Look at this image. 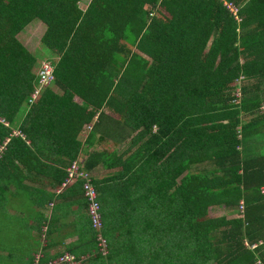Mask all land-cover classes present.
I'll use <instances>...</instances> for the list:
<instances>
[{
	"label": "trees",
	"instance_id": "1",
	"mask_svg": "<svg viewBox=\"0 0 264 264\" xmlns=\"http://www.w3.org/2000/svg\"><path fill=\"white\" fill-rule=\"evenodd\" d=\"M79 1L0 0V264L60 234L83 264H264V0ZM34 19L57 59L27 105ZM95 139L111 144L80 161ZM73 160L105 170L99 229L83 179L61 186Z\"/></svg>",
	"mask_w": 264,
	"mask_h": 264
},
{
	"label": "built area",
	"instance_id": "2",
	"mask_svg": "<svg viewBox=\"0 0 264 264\" xmlns=\"http://www.w3.org/2000/svg\"><path fill=\"white\" fill-rule=\"evenodd\" d=\"M225 3V1H224ZM226 5L230 8V10L236 15V8L231 3H226ZM54 79L53 74V63L50 60H42L39 64L38 69L36 71V80L37 84L34 86L33 90L30 92L29 96L27 97V105L31 104L39 95L40 89L48 84H50ZM29 103V104H28ZM3 121V119H0ZM5 122V121H4ZM17 130H14L13 133H17ZM8 138H5L4 142L0 144V152L4 149L5 142ZM76 178H82V186H83V193L87 197V213L90 216V221L92 226L95 229H99L101 227V219H100V212L98 210L99 205L98 201L95 199L96 197V190L94 185L91 182L90 173L87 171L82 170L79 167V163L77 160H73L67 166V176L62 181L61 186H66L69 182L75 180ZM58 188L57 190H59ZM264 190V187L262 188ZM96 241L97 245L102 253L106 252V241L105 238L98 232L96 234ZM253 246V244H252ZM84 256H80L76 258L72 253L68 251H64L61 254L49 259L46 264H83L82 259ZM33 264H38V257L35 256V260Z\"/></svg>",
	"mask_w": 264,
	"mask_h": 264
},
{
	"label": "crops",
	"instance_id": "3",
	"mask_svg": "<svg viewBox=\"0 0 264 264\" xmlns=\"http://www.w3.org/2000/svg\"><path fill=\"white\" fill-rule=\"evenodd\" d=\"M41 22V21H40ZM30 23V22H29ZM51 51V50H50ZM57 56V55H56ZM56 59H57V57H56ZM55 59V60H56ZM50 86H52V84L50 85ZM91 127H90V125H89V127H88V124L87 125H85L84 127H83V130L81 131V133H80V137H81V139H84L85 138V136H86V131H87V129H90ZM14 130H17V128H14ZM108 144H111V142H109V143H107V145ZM106 145V142L105 141H101V140H94V141H92V142H90V144L89 145H86V144H84L83 145V149H84V147H85V149L84 150H81L80 151V153H79V156H78V159L80 160V161H84L85 160V158L87 157V155H88V153L90 152V151H93V150H100V149H103L105 146H107ZM120 148H118V150H119ZM104 172H105V170L102 168V167H99L98 169L95 167V168H92L91 170H89V173L91 174V176L92 177H99V176H101V175H103L104 174ZM67 201V199L66 198H61V199H55L54 201H57V203H59V207H58V210H59V214H58V221L59 222H62V221H64V220H66V221H70L71 219H72V216H73V213H70V210L71 209H75L76 207H78L77 205H72V206H69V205H65L64 204V201ZM55 203V202H54ZM53 206V203H51L50 202V204H48V207L45 209V211H44V214L46 215V217H49V215H50V210H51V207ZM65 206H68V207H65ZM214 206H216V205H212V206H210L209 208H208V212H209V209L210 210H213V208H214ZM220 206V205H219ZM222 206V205H221ZM9 209L11 210L10 211V213H12V211H14L12 208H10V206H9ZM8 209V210H9ZM218 209H220V207L218 208ZM221 209H222V212L221 213H219V214H226V215H228V216H230V213H231V211H230V209L229 208H226V207H221ZM85 212V211H84ZM219 214H216V215H219ZM57 216V215H56ZM57 221V222H58ZM54 222V221H53ZM63 227V226H62ZM62 230V229H61ZM31 233H36V231H32ZM59 240H57L55 243H52L47 249H46V253L48 254V256L47 257H44L43 256V254H42V251L41 250H38V248L36 247H34L35 248V250H33V249H31L30 251H28V254L30 255V256H32V262H34V260H35V256H37L38 257V259H39V261H38V264H41L42 263V261H41V263H40V260L42 259V260H45L44 262H47L49 259H51V258H53V257H55V256H57V255H59V254H61L62 252H64L65 251V249H64V247H65V243H66V241L67 240H69L70 238H64V235H62V234H60V237L58 238ZM46 241H42L40 244L41 245H43L44 243H45ZM39 246V245H38ZM1 253L2 254H5V251H1ZM40 253V254H39ZM207 264V263H206Z\"/></svg>",
	"mask_w": 264,
	"mask_h": 264
},
{
	"label": "rangeland",
	"instance_id": "4",
	"mask_svg": "<svg viewBox=\"0 0 264 264\" xmlns=\"http://www.w3.org/2000/svg\"><path fill=\"white\" fill-rule=\"evenodd\" d=\"M88 0H80L79 5L83 8ZM45 25L40 22L38 19H34L30 21L18 34L17 37L19 40L24 43V45L34 53L36 57V63L33 67V71L36 72L38 69L39 64L42 62V60H50L53 61L56 59V53L53 51L48 50L41 42H40V35L44 31ZM135 49V48H134ZM136 50V49H135ZM54 62V61H53ZM23 111H20L18 114V118L22 115ZM220 207V209H218ZM221 207L216 205L214 206L213 210L209 209V214L214 216L216 214H219L222 212ZM236 209L238 207L236 206ZM235 210V208H234ZM234 214V213H232ZM40 254V253H39Z\"/></svg>",
	"mask_w": 264,
	"mask_h": 264
},
{
	"label": "clouds",
	"instance_id": "5",
	"mask_svg": "<svg viewBox=\"0 0 264 264\" xmlns=\"http://www.w3.org/2000/svg\"><path fill=\"white\" fill-rule=\"evenodd\" d=\"M38 261H39V259H38ZM45 264H46V262H45Z\"/></svg>",
	"mask_w": 264,
	"mask_h": 264
}]
</instances>
